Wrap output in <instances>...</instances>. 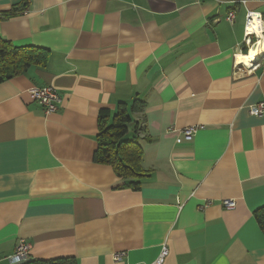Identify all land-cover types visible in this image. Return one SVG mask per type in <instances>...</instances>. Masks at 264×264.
I'll return each mask as SVG.
<instances>
[{
    "label": "crops",
    "instance_id": "obj_1",
    "mask_svg": "<svg viewBox=\"0 0 264 264\" xmlns=\"http://www.w3.org/2000/svg\"><path fill=\"white\" fill-rule=\"evenodd\" d=\"M248 12L264 23V0H0V38L48 52L0 83V264L22 240L32 261L151 264L165 247L163 264H264V115L249 114L264 68L239 61ZM43 86L61 97L53 113L28 95ZM135 100L138 190L93 161L100 111Z\"/></svg>",
    "mask_w": 264,
    "mask_h": 264
},
{
    "label": "trees",
    "instance_id": "obj_2",
    "mask_svg": "<svg viewBox=\"0 0 264 264\" xmlns=\"http://www.w3.org/2000/svg\"><path fill=\"white\" fill-rule=\"evenodd\" d=\"M25 5L23 8L13 9L12 15L15 11L23 12ZM243 54H247L246 50ZM47 57L46 50L33 47L18 48L0 38V83L25 73L31 66H44ZM143 109L144 103L135 100L130 107L120 104L112 116L109 110H101L98 118L100 132L93 156L95 163L111 166L116 176L127 181L126 185L133 190L139 189L140 180L148 173L141 165L142 148L137 138L140 123L133 118ZM254 217L264 232V206L255 211ZM24 264H76V262L73 259L29 260Z\"/></svg>",
    "mask_w": 264,
    "mask_h": 264
},
{
    "label": "built area",
    "instance_id": "obj_3",
    "mask_svg": "<svg viewBox=\"0 0 264 264\" xmlns=\"http://www.w3.org/2000/svg\"><path fill=\"white\" fill-rule=\"evenodd\" d=\"M235 19V15L233 12H229L225 20L228 23H233ZM255 20H260V15L252 12H248L246 15V20H245V34H246V40L244 44L247 46V49L249 48V45L253 46L256 44L257 38L255 34H252L248 32V26L251 24V22ZM263 67L264 64H261L258 62L254 69ZM28 95L30 99L33 102H36L44 111L45 114L47 113H53L55 112L58 107L61 104V97L58 94V92L51 86H43L41 88H31L28 92ZM249 114L251 116H256L260 117L264 115V102H259L258 104H255L253 106H250L249 108ZM198 130V127H190L187 129H184L182 131L183 137L185 140L190 141L196 131ZM173 131V130H169ZM208 204H204V207H206ZM222 206L227 209V210H232L235 208V201L234 200H224L222 201ZM29 249L30 246L28 243L24 242L23 240L18 242V244L14 248V252L11 256L7 258V261L9 264H24L27 261H29ZM167 256V250L162 248L158 258L155 260V262L151 264H163L164 258ZM117 260L121 259V255L116 256Z\"/></svg>",
    "mask_w": 264,
    "mask_h": 264
},
{
    "label": "bare ground",
    "instance_id": "obj_4",
    "mask_svg": "<svg viewBox=\"0 0 264 264\" xmlns=\"http://www.w3.org/2000/svg\"><path fill=\"white\" fill-rule=\"evenodd\" d=\"M247 31L255 34L258 42L253 46L249 45L247 54L240 55L239 61H241L242 64L253 67L257 64L261 54L264 52V23L260 20H255L248 26Z\"/></svg>",
    "mask_w": 264,
    "mask_h": 264
},
{
    "label": "rangeland",
    "instance_id": "obj_5",
    "mask_svg": "<svg viewBox=\"0 0 264 264\" xmlns=\"http://www.w3.org/2000/svg\"><path fill=\"white\" fill-rule=\"evenodd\" d=\"M140 123V122H139ZM139 126V125H138ZM140 126H141V124H140ZM140 126H139V128H138V130L140 129Z\"/></svg>",
    "mask_w": 264,
    "mask_h": 264
}]
</instances>
